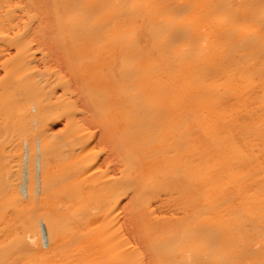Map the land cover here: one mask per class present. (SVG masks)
I'll list each match as a JSON object with an SVG mask.
<instances>
[{
    "label": "bare ground",
    "instance_id": "1",
    "mask_svg": "<svg viewBox=\"0 0 264 264\" xmlns=\"http://www.w3.org/2000/svg\"><path fill=\"white\" fill-rule=\"evenodd\" d=\"M0 69V264H264V0H0Z\"/></svg>",
    "mask_w": 264,
    "mask_h": 264
},
{
    "label": "rangeland",
    "instance_id": "2",
    "mask_svg": "<svg viewBox=\"0 0 264 264\" xmlns=\"http://www.w3.org/2000/svg\"><path fill=\"white\" fill-rule=\"evenodd\" d=\"M1 70V69H0ZM1 73H2V71L0 72V75H1ZM58 126H61L59 123L58 124H56V125H53L52 126V128H53V130H57L58 129Z\"/></svg>",
    "mask_w": 264,
    "mask_h": 264
}]
</instances>
